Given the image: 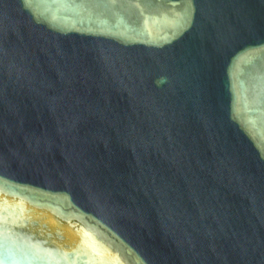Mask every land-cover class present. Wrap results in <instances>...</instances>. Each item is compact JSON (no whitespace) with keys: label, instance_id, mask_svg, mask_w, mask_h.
<instances>
[{"label":"water","instance_id":"1","mask_svg":"<svg viewBox=\"0 0 264 264\" xmlns=\"http://www.w3.org/2000/svg\"><path fill=\"white\" fill-rule=\"evenodd\" d=\"M0 264H264V0H0Z\"/></svg>","mask_w":264,"mask_h":264}]
</instances>
